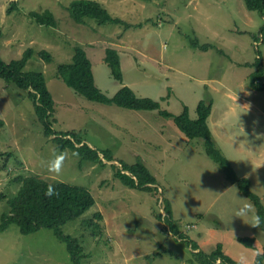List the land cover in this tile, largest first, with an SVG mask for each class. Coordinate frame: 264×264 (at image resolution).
Masks as SVG:
<instances>
[{
  "label": "rangeland",
  "instance_id": "rangeland-1",
  "mask_svg": "<svg viewBox=\"0 0 264 264\" xmlns=\"http://www.w3.org/2000/svg\"><path fill=\"white\" fill-rule=\"evenodd\" d=\"M11 1L18 5L9 13ZM72 1L0 0V57L10 62L31 47L34 56L26 69L45 77L55 104L53 129L79 131L91 148L110 149L117 162L141 160L156 184L152 191L128 188L114 178L108 162L80 163L69 149L60 154L53 136H44L25 93L0 79V223L9 212L8 199L17 192L13 178L36 175L92 194L95 206L62 227L87 254L85 264H199L186 240L204 253L221 244L238 264H254L264 247V232L253 225L255 208L206 156L201 139H187L173 117L163 118L156 110L91 102L58 79L57 68L71 62L74 49L82 47L96 86L108 97L128 86L173 116L186 105L192 119L199 101L212 100L208 126L213 140L236 175L249 179L251 192L264 206V116L259 112H264V90L248 85L255 70L251 64L259 58L264 66V11L247 10L243 0H97L124 24L86 20L81 25L68 13ZM47 10L55 27L29 17ZM193 39L216 49L193 48ZM109 47L119 53L122 82L112 78L104 62ZM42 50L51 54V61L39 55ZM61 155L56 171L53 161ZM166 199L177 236L163 230ZM245 206V215H233ZM97 211L103 217L101 230L92 234L82 219ZM239 236L254 238V248L241 245ZM0 264L71 261L65 243L51 230L24 235L12 223L0 233Z\"/></svg>",
  "mask_w": 264,
  "mask_h": 264
},
{
  "label": "trees",
  "instance_id": "trees-1",
  "mask_svg": "<svg viewBox=\"0 0 264 264\" xmlns=\"http://www.w3.org/2000/svg\"><path fill=\"white\" fill-rule=\"evenodd\" d=\"M243 3L249 11H257L261 14L264 11V0H243ZM17 5V1H11V8L8 12L11 13L16 10ZM68 13L75 23L81 25L87 24L86 20L95 21L98 25L124 24L121 18L113 17L105 6L97 0H74L68 7ZM29 17L39 25L46 27L57 25L53 13L48 10L42 13L30 12ZM130 27L131 24L128 23L127 28ZM191 45L193 48L203 51L209 48L216 49L209 44H199L197 39L191 40ZM74 50L71 62L58 66V79L74 90L76 94L91 102L106 105L113 104L131 110H156L163 118L173 117L176 127L187 139H201L203 141L206 156L220 167L228 182L235 185L238 192L254 206L257 225L264 232V206L259 197L251 192L249 179L236 175L231 163L213 140V135L208 126V118L213 105L212 100L199 101L196 106V118L192 119L186 105L183 106L179 115L173 116L167 110H161L158 101L149 97H138L128 86L121 87L112 97H108L96 86L91 70V62L84 49L76 47ZM39 55L46 62L51 61L52 56L48 51L42 50ZM33 56L34 50L30 47L24 51L19 59L5 62L0 57V79L25 93L33 105L37 120L44 129V136H53L52 141L60 154L69 149L78 155L80 163L105 165L106 161L114 169V178L124 186L137 190L152 191L156 180L141 160H137L131 165L117 162L110 149L98 151L91 148L79 131L57 132L53 129L56 120L55 104L46 85L45 77L41 72L26 69L27 63ZM104 62L110 68L112 78L122 82L120 56L115 48L109 47L105 50ZM251 65L255 66V70L249 76L248 85L253 90L262 91L264 90V66L259 58ZM5 155L8 157L11 154L6 153ZM13 182L18 184L17 192L8 199L9 212L1 217L0 233L8 229L12 223L17 224L20 233L24 235L35 233L40 229L51 230L57 239L65 243L71 264H85L83 261H85L84 258L87 254H82L83 248L78 240L64 234L62 227L72 220L79 219L95 206L96 203L92 194L85 188L62 182H49L36 175L17 176L13 178ZM49 187L57 195L46 196L45 192ZM2 198L3 195L0 194V200ZM164 210L165 228L163 230L172 233L173 236L179 235L178 226L173 220L172 210L167 199L165 200ZM102 218L99 211H97L91 218L82 219V222L94 234L100 232L101 225L99 221ZM157 218L160 220L161 215H158ZM179 238V241H183V238ZM237 241L245 248H254L255 240L252 237L239 236ZM185 242L192 250L196 251L193 255L199 264H238L224 253L221 244H217L215 250L210 253H204L203 251H197L198 246L195 242L188 240ZM263 261L264 247L261 253L256 254L254 264H263ZM189 264L194 263L190 262Z\"/></svg>",
  "mask_w": 264,
  "mask_h": 264
},
{
  "label": "clouds",
  "instance_id": "clouds-1",
  "mask_svg": "<svg viewBox=\"0 0 264 264\" xmlns=\"http://www.w3.org/2000/svg\"><path fill=\"white\" fill-rule=\"evenodd\" d=\"M63 159H64V157L61 155L53 161V163L55 164V170L56 171L60 170V168L62 166ZM45 195L51 197L53 195H57V193L51 187H49V189L45 192ZM246 207L247 206L237 209L236 213H234L233 215H236L239 217L245 215L246 214ZM253 225L258 226L257 224H253Z\"/></svg>",
  "mask_w": 264,
  "mask_h": 264
},
{
  "label": "crops",
  "instance_id": "crops-1",
  "mask_svg": "<svg viewBox=\"0 0 264 264\" xmlns=\"http://www.w3.org/2000/svg\"><path fill=\"white\" fill-rule=\"evenodd\" d=\"M260 112V114H262L263 116H264V112L261 110V111H259Z\"/></svg>",
  "mask_w": 264,
  "mask_h": 264
}]
</instances>
